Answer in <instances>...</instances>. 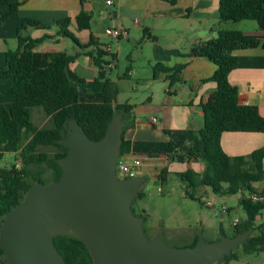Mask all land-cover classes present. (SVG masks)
I'll return each instance as SVG.
<instances>
[{
    "label": "crops",
    "instance_id": "crops-1",
    "mask_svg": "<svg viewBox=\"0 0 264 264\" xmlns=\"http://www.w3.org/2000/svg\"><path fill=\"white\" fill-rule=\"evenodd\" d=\"M11 1L20 2L21 5L16 14L0 23V69L6 68V51L20 47V35L33 38L48 36L33 50L34 64L38 67L49 66L47 54L52 52L78 54L67 66L70 81L80 89L82 102L100 103L103 101V81L97 79L98 68L93 58L87 54V49H82L71 38L58 36L57 22L70 18L68 28L81 43H88L91 36L96 39L97 45H92L89 50L103 48L108 51L105 59L113 63V68L107 76L118 85L117 101L132 106L126 118L123 116L126 121L123 138L130 143V151L123 157L144 158L139 171V176L145 179L140 187L144 196L137 198L140 213L148 217L147 209L141 202L148 195L150 187H157L159 193L171 197L180 186L179 182L177 187L171 182L174 177L180 178L179 172L189 169L200 174L204 172L206 165L197 157L186 161L172 158L176 152L185 154L202 149V141L197 135L204 124L202 103L217 90V83L208 80L217 65L207 57L193 56L192 52L216 38L221 30H240L245 34L264 37V27L255 20H222L219 0H176L175 3L165 0H112L111 4L107 0ZM82 9L91 16L88 29H79L76 22ZM8 10L9 5H0V19ZM26 19L37 20L42 25H27L19 31V26ZM123 28L129 31L127 37H113L108 33V29ZM235 53L238 55V65L230 73V81L238 87L241 103L257 105L264 116V47L239 49ZM158 63L169 67L180 63L186 65L171 79L172 73L155 71L154 66ZM13 85L12 78L0 79V104L7 107L13 104L15 94L10 92ZM38 114L44 118L43 123L51 119L45 112ZM153 117H157L158 121L153 122ZM42 126L39 125V128ZM221 145L230 156H247L264 147V133L226 131L221 136ZM14 156V153H7L0 161V190L5 189L6 177L12 174L11 166H19L9 161ZM3 161L4 164H1ZM165 169L168 172H164ZM161 176H165L166 180L162 181ZM263 180L254 182L252 186L259 187ZM210 189L206 185L192 189L186 184L181 196L189 199L186 192L190 191L194 198L200 197ZM196 191L198 194L195 195ZM218 196H236L240 204L236 194ZM231 210L228 207L227 214ZM261 212L255 221L257 228L254 232L258 233L253 235L264 231ZM147 227L154 234L159 228L151 223ZM210 227L206 217L192 220L182 216L179 225L167 229L170 238L183 231L186 239L192 243L200 232L204 233ZM262 253L237 254V258L228 263L216 264H264ZM0 264L7 263L0 258Z\"/></svg>",
    "mask_w": 264,
    "mask_h": 264
},
{
    "label": "trees",
    "instance_id": "trees-1",
    "mask_svg": "<svg viewBox=\"0 0 264 264\" xmlns=\"http://www.w3.org/2000/svg\"><path fill=\"white\" fill-rule=\"evenodd\" d=\"M175 3L176 0H165ZM0 5H9V10L1 17L0 23L10 15L16 14L20 2L0 0ZM219 13L222 20H255L264 27V0H219ZM76 22L79 29H88L91 25V16L83 9L77 15ZM58 36L69 37L82 49H87V54L93 58L98 68V80L103 81L100 103H85L80 100V89L73 85L67 72V66L74 61L78 54L70 55L66 52L48 53L50 65L38 67L33 62V50L48 36L33 38L19 36L20 47L16 50H7L6 68L0 69V79L12 78L14 85L10 92L15 94V100L10 107L0 104V161L7 153H14L23 163L19 168L16 164L11 166L12 174L6 177V187L0 190V227L4 216L23 200L28 190L37 182H47L35 173L29 166L31 164L46 163L52 169L51 180L58 181L63 170L58 158L67 154V147L57 143V140L66 136L67 121L76 119L92 140L101 139L110 120L117 112H122L124 118L131 112L132 106L120 104L118 98V85L107 74L110 68L109 61L105 59L108 51L98 48L89 50L92 45H97L96 39L91 36L88 43L83 44L75 33L68 28L70 18L58 22ZM27 25L40 26L39 21L26 19L18 28L19 31ZM264 47V37L245 34L240 30H221L218 36L192 52L193 56H204L213 61L217 68L208 79L217 83V90L202 103L204 114L203 127L198 131L203 147L198 151H188L185 154L178 152L172 158L186 161L197 157L205 163L206 168L202 174L189 169L179 172V177L187 183V187L195 189L200 185L209 186L217 195H234L240 189H252V184L264 179V147L254 150L244 156H230L221 145V136L226 131L262 132L264 133V116L257 105L243 104L240 101V92L236 85L230 81V73L238 65L236 50L246 48ZM186 64H177L173 67L158 63L154 66L157 73L180 72ZM40 106L51 117L52 126L39 128L32 120V108ZM120 157L130 151V143L123 138ZM39 146L54 147L53 153L38 151ZM17 158V159H18ZM164 172H168L167 169ZM160 179L165 181V176ZM138 198L144 193L139 191ZM186 195L194 199L192 192ZM199 200V199H198ZM135 203V200L133 204ZM247 217L234 226L236 235L247 229H256V218L264 209V202H253L242 199ZM136 214L145 217V231L147 216L143 213ZM221 234L224 229L221 228ZM195 240L189 245H195ZM54 243L59 252L64 256L66 264H93L87 245L80 239L69 236H56ZM246 253L264 252V231L258 235H251L241 246ZM235 248L230 255L224 256L216 263H228L237 258ZM0 258L6 263L7 259L0 247ZM213 263V264H216Z\"/></svg>",
    "mask_w": 264,
    "mask_h": 264
},
{
    "label": "water",
    "instance_id": "water-1",
    "mask_svg": "<svg viewBox=\"0 0 264 264\" xmlns=\"http://www.w3.org/2000/svg\"><path fill=\"white\" fill-rule=\"evenodd\" d=\"M126 126L114 114L104 136L92 140L80 123L67 121L66 136L57 140L67 154L57 159L58 181H37L23 200L7 211L0 227V247L8 264H66L54 238L82 240L93 264H213L246 242L254 229L195 245L170 246L164 228L148 236L145 217L133 210L142 176L121 179L116 169Z\"/></svg>",
    "mask_w": 264,
    "mask_h": 264
},
{
    "label": "rangeland",
    "instance_id": "rangeland-1",
    "mask_svg": "<svg viewBox=\"0 0 264 264\" xmlns=\"http://www.w3.org/2000/svg\"><path fill=\"white\" fill-rule=\"evenodd\" d=\"M45 112L44 109L40 106H36L33 108V122L36 126L39 127V125H43L42 128L50 127L52 126V120L49 119L47 122L43 123L44 118L41 117L38 112ZM45 117V115H44ZM38 151H46L53 153L54 147L52 146H39ZM10 158V157H9ZM18 163L19 168L23 167V163L21 160L16 157L10 158L9 161ZM1 164H4V161L1 162ZM35 173H40V176L43 177V179L47 182H51V175H52V169L46 164H31L29 166ZM172 184H174L177 187V183H180V186H178L177 190L178 192L171 197H166V194H161L157 190L156 187H150L148 189V195L142 200L141 205L145 209H147L146 214H148L146 226H148V223L154 224L155 226H158L159 228H164L165 231V240L167 244L170 246H177V247H184L188 246L190 244V241L186 239V233L182 231V233L177 234L176 237L170 238L169 237V230L167 227H171L173 225H179L180 218L182 216H187L189 218L193 219H202L203 217H206L207 223L211 226L210 228H207L204 231V236L207 241H215L218 240L221 237V228L224 229V234L227 236H233L234 233V226L232 225V222L235 218H239L240 221L245 219L247 217V213L243 207V205L238 203V199L236 196H224L220 197L213 193V191L210 189L207 191V193H203L200 197H195L193 199H184L181 196V190L184 188L186 189V182L181 180L178 177H174L171 180ZM161 186V184H160ZM184 191V190H183ZM198 194V192H195V195ZM199 199V200H198ZM211 200L214 205L213 206H206L205 203ZM222 206H226L229 208H232L231 212L229 214L227 213H221L220 210ZM134 209L137 213L142 212L139 208L138 210V200L135 199L134 203ZM260 216V220L264 221V210H262ZM158 228V229H159ZM148 229L149 235H154V231L150 228ZM258 232H254L251 234H257ZM237 254L244 255L246 252L242 249V247H239L236 249ZM262 256H264V253H262Z\"/></svg>",
    "mask_w": 264,
    "mask_h": 264
},
{
    "label": "built area",
    "instance_id": "built-area-1",
    "mask_svg": "<svg viewBox=\"0 0 264 264\" xmlns=\"http://www.w3.org/2000/svg\"><path fill=\"white\" fill-rule=\"evenodd\" d=\"M108 4L112 3V0H107ZM108 33L113 37H127L129 35V31L125 28L123 29H108ZM108 68H113V63L109 62L107 65ZM153 122H157L158 118L153 117ZM144 158L141 156H133L131 159L125 158L123 156L119 157L117 163V175L121 179L133 178L139 176L140 167L142 166ZM253 187V186H252ZM240 200H250L253 202H264V180L261 182L259 187H253L252 189H240L238 193H236ZM206 206H212L214 203L211 200H208ZM221 211L224 213H228V207L222 206ZM240 222V219L235 218L232 222V225L235 226Z\"/></svg>",
    "mask_w": 264,
    "mask_h": 264
},
{
    "label": "flooded vegetation",
    "instance_id": "flooded-vegetation-1",
    "mask_svg": "<svg viewBox=\"0 0 264 264\" xmlns=\"http://www.w3.org/2000/svg\"><path fill=\"white\" fill-rule=\"evenodd\" d=\"M134 202V201H133ZM133 206H134V204H133Z\"/></svg>",
    "mask_w": 264,
    "mask_h": 264
}]
</instances>
